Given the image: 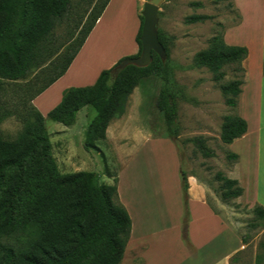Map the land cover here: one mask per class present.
<instances>
[{"label":"trees","instance_id":"obj_1","mask_svg":"<svg viewBox=\"0 0 264 264\" xmlns=\"http://www.w3.org/2000/svg\"><path fill=\"white\" fill-rule=\"evenodd\" d=\"M110 1L96 0L78 35L59 54L63 46L55 32L71 11V0H0V264H120L125 256L132 219L119 200L117 180L113 184L102 182L96 171L62 173L45 121L70 126L83 107L91 106L96 116L87 126L85 144L95 146L107 138L111 121L125 114L129 97L139 82L162 74L164 85L156 105L164 115L168 137H174L178 110L167 59L163 61L153 52L148 66L129 65L118 76L112 73L123 59L141 54L144 17L140 16L136 36L137 54L123 57L103 70L93 85L64 89L61 101L46 117L33 104L37 96L67 72ZM206 18L193 15L187 22ZM159 38L167 51L160 30ZM248 53L246 46L230 45L224 35L217 36L198 54L197 64L207 66L221 80L225 75L222 68L227 64L242 65ZM33 71L36 74L26 82L25 93L12 94L15 98L11 102L2 99L10 83L25 80ZM243 84V80L237 79L222 85L230 106H237ZM36 85L39 87L33 91ZM11 116L23 123L16 141L2 138L1 124ZM247 130L243 117L228 115L222 124L221 139L231 144ZM193 141L205 157L214 155L202 138ZM238 157L230 154V158ZM215 177L221 183L224 200L243 195L244 189L237 179L220 172ZM181 181L186 196L182 234L192 249L188 238L189 185L183 169ZM252 212L264 225V207L257 205ZM242 238L248 243L246 236Z\"/></svg>","mask_w":264,"mask_h":264},{"label":"rangeland","instance_id":"obj_2","mask_svg":"<svg viewBox=\"0 0 264 264\" xmlns=\"http://www.w3.org/2000/svg\"><path fill=\"white\" fill-rule=\"evenodd\" d=\"M146 1L148 0H115L94 35V43L84 63L86 67L80 69L79 74L70 76L75 83L72 86L91 85L92 77L85 75V71L89 68L92 70L104 68L116 55L134 49V28L137 17L140 19L142 15ZM95 2L96 0H71V11L55 32L58 43L63 46L59 54H62L78 35ZM193 15H203L208 18L194 23L187 22V19ZM250 15L252 20L249 24L236 32L239 40L248 41L253 51H256L263 46L264 5L256 6ZM241 20V12L235 0H162L159 6V30L167 46L171 88L175 93L178 110L175 122L176 134L173 138L168 137L170 134L164 115L156 105L157 97L164 85L162 74L152 75L139 82L129 97L125 114L111 121L108 137L96 142L95 146L85 144V130L96 116V110L91 106L83 107L77 115L75 124L70 127L50 119H46L45 123L53 155L62 173L96 171L101 174V181L109 184L115 183L116 180L118 184L121 168L145 141L151 138L170 139L180 160V173L183 169L187 176L196 175L205 183L208 187L209 202L224 204V211L236 223L238 232L248 238V247L244 253L234 258L233 264H264V225H260L261 221L255 219L253 208L246 200L240 197L224 200L221 196V183L215 177L218 172L230 178H235L233 171L237 175L239 173L238 169H232L239 157L230 158V154L234 153L231 151L233 147L223 143L221 139L225 117L239 115V107L238 104L235 107L228 104V96L223 93L221 87L237 79L245 83L246 68L244 63L227 64L222 68L225 74L223 79L217 80L215 73L207 66L197 64L198 54L210 46L212 39L223 36L227 29L238 25ZM35 74L36 71H33L25 80L10 83L8 93L2 99L11 102L15 95L25 93L26 82ZM65 84L66 81L60 82L47 95L41 94L36 103H33L45 117L56 104L60 89ZM38 87L39 85H36L33 91ZM246 91L247 116L253 128L259 116V102L257 103L258 98L254 95V81H251ZM50 96L53 99H48ZM262 104L263 131L260 137V153L264 155V98ZM1 129L4 140L16 141L23 130V123L14 116L7 117L2 122ZM196 138L204 140L206 146L214 153L212 157H205L202 154L193 141ZM256 147V144H253L251 149H248L247 143H243L242 173L248 170L250 165L255 164L256 167ZM154 183L146 189L147 193L143 194L141 199L150 202L149 205L146 204L148 207L150 205L154 207L151 211L158 212L160 208V211L167 214L170 208L175 207L173 202L176 201L169 198V191L160 192L164 185L169 190L168 185L163 184L161 178L156 179ZM181 188L182 202H184L183 229L186 222V196L182 181ZM188 201L189 195H187V204ZM187 212L189 214V210ZM188 216L190 220V215ZM139 253L140 251L127 253L120 264H139Z\"/></svg>","mask_w":264,"mask_h":264},{"label":"crops","instance_id":"obj_3","mask_svg":"<svg viewBox=\"0 0 264 264\" xmlns=\"http://www.w3.org/2000/svg\"><path fill=\"white\" fill-rule=\"evenodd\" d=\"M235 1L236 6L241 12L242 20L238 25L227 29L224 39L230 45L246 46L249 50L248 57L243 61L246 68V82L241 87L242 92L238 100L239 115L247 121L248 130L242 137L235 139L230 144L233 147L231 151L239 156L232 168L238 169L239 173L237 175L233 171L234 173L232 172V174L235 176L233 179H237L244 189V193L240 198L249 202L252 208L257 205L264 207V155L260 153V137L263 131L261 111L264 98V38L262 48L260 46L259 50L253 51L251 44L248 41L239 40L236 32V30H241L249 24L252 20L250 12L256 6L262 7L264 0ZM110 2L67 72L41 93L47 95L60 82L66 81V84L60 89L56 104L51 109L61 101L63 90L75 84L70 76L79 74L80 69L86 67L84 63L94 43V35L109 13L115 0ZM140 26L141 20L137 17L136 28H134L133 33L135 40L133 42V50L123 51L116 55L104 68L98 70L89 68L88 71L84 72L85 75L92 77L91 85L97 81L103 70L114 66L122 57L135 55L139 52L136 36ZM251 81H254V95L255 98H258L257 103L259 102V116L253 128L249 123L246 110L248 102L246 89ZM39 96L33 100V103H36ZM48 99H53V97L50 96ZM108 131L109 127L107 129V137ZM243 143H247L248 149H251V146L256 144L257 155L255 161L257 160V163L256 167H254L255 164L253 166L250 165L251 167L242 173L244 168L242 163ZM160 178L163 184L166 183L168 185L169 189L167 190V187L164 185L160 192L169 191V198L171 197V199L173 198L172 201H176L175 203L173 202L175 207L170 208L167 214L160 211V208L158 212L155 210L151 211V208L154 207L151 205L147 206L150 202L141 199L143 198V194L147 193L146 189L153 186L156 179ZM187 179L189 185L188 210L190 215L188 238L192 249L183 240L182 218L184 215V202H182L180 160L173 142L168 138H151L145 141L142 147L130 156V159L119 172L117 184L120 200L132 219L131 237L128 241L125 255L129 252L140 251L139 264H233L234 258L238 254L244 253L249 241L248 243L243 242L236 223L226 215L224 204L209 202L208 187L196 175L189 174Z\"/></svg>","mask_w":264,"mask_h":264},{"label":"water","instance_id":"obj_4","mask_svg":"<svg viewBox=\"0 0 264 264\" xmlns=\"http://www.w3.org/2000/svg\"><path fill=\"white\" fill-rule=\"evenodd\" d=\"M162 0H148L144 4L142 16L144 17L141 42L142 51L139 56L123 59L113 70L118 76L127 66L135 65L146 67L152 61V53H157L163 61L167 59V51L159 38V6Z\"/></svg>","mask_w":264,"mask_h":264}]
</instances>
